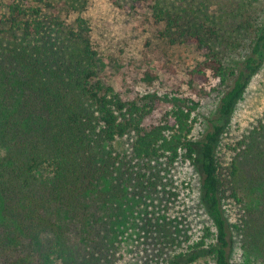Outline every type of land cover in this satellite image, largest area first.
<instances>
[{
	"label": "trees",
	"instance_id": "1",
	"mask_svg": "<svg viewBox=\"0 0 264 264\" xmlns=\"http://www.w3.org/2000/svg\"><path fill=\"white\" fill-rule=\"evenodd\" d=\"M110 1L128 13L147 9L168 42L194 45L189 92L122 97L101 76L78 13L84 0H3L0 264H240L236 249L264 262V111L237 118L264 71V18L253 23L264 0H246L254 8L239 31L250 33L226 43L206 3L201 17L193 0L189 14L183 0ZM158 72L140 78L150 83ZM210 97L215 112L197 139L194 123ZM101 185L109 194H96ZM122 186L149 196L142 223L120 218ZM256 190L261 197L249 198ZM156 196L180 207L161 219ZM62 213L90 225L85 246L72 243Z\"/></svg>",
	"mask_w": 264,
	"mask_h": 264
},
{
	"label": "rangeland",
	"instance_id": "2",
	"mask_svg": "<svg viewBox=\"0 0 264 264\" xmlns=\"http://www.w3.org/2000/svg\"><path fill=\"white\" fill-rule=\"evenodd\" d=\"M3 0H0V3ZM59 1V0H55ZM79 0L78 3H82ZM79 4L78 13L85 17L90 26V37L94 48L100 57V73L102 78L111 84L122 97L132 99L136 95H142L148 92L168 93L178 86L183 94H188L189 89L185 83L187 71L199 60V55L192 43L178 42L171 44L161 35L159 31L162 26L154 24L149 18L147 9H140L138 12L128 13L115 7L110 0H84ZM196 12L202 17L204 4H208L207 13H211L218 23V33L222 42L229 39H242L241 35H248L250 31H239L254 7L249 5L246 0H193ZM186 14L194 11L190 0H183L178 3ZM256 8V7H255ZM191 10V11H190ZM195 12V11H194ZM264 14V13H263ZM258 16V20L253 23H259L264 15ZM76 16V13L70 14ZM247 42V41H246ZM0 46L7 47L5 39H0ZM229 52L232 49L228 46ZM240 50V47H236ZM233 48L232 53H236L237 58L241 53ZM165 64L167 67L165 68ZM166 67V66H165ZM159 69L158 78L152 82H144L141 76L145 70L155 72ZM163 69V70H162ZM215 80H211V85H215ZM202 108L198 111L197 122L194 123L193 135L200 139L201 133L210 126L209 119L213 116L216 107L214 97L205 99ZM241 109L238 115V121L245 123L248 120L255 119L264 111V71L254 76L248 86L245 98L240 105ZM122 149L125 148L123 142L119 144ZM199 187L196 182V188ZM198 190L196 191L197 195ZM121 194L119 209L120 218H129L135 223H142L149 213L144 202L148 199L137 198L133 188L122 186L119 190ZM261 191L256 190L249 194V198L258 200L261 197ZM96 194L107 195L109 191L107 186L101 185ZM95 196V194L93 195ZM196 199V197H195ZM158 207L157 211L163 213L174 211V208L180 207L178 201L165 202L164 198L153 197ZM164 203L166 205L165 209ZM156 211V210H155ZM147 213V214H146ZM62 222L68 228V234L73 244L86 245L82 242L88 231L89 224H79L69 219L62 213ZM88 242V241H87ZM150 242V241H149ZM89 243V242H88ZM141 244V241H135ZM90 244V243H89ZM92 247V245L90 244ZM236 249V247H233ZM37 244H27L26 252H35ZM232 254L239 256L240 264H264L260 257L253 254H246L236 249ZM1 264H7L1 261Z\"/></svg>",
	"mask_w": 264,
	"mask_h": 264
}]
</instances>
